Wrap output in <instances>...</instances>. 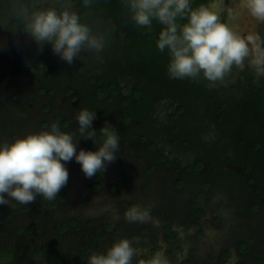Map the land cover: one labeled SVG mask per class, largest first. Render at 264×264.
<instances>
[{"label": "flooded vegetation", "instance_id": "af4514ba", "mask_svg": "<svg viewBox=\"0 0 264 264\" xmlns=\"http://www.w3.org/2000/svg\"><path fill=\"white\" fill-rule=\"evenodd\" d=\"M72 2L77 11H86L83 0ZM88 12L91 21L111 22L106 50L113 39L126 43L131 35H147L120 0H101ZM82 55L69 66L53 54L51 44L38 49L26 33L0 29V143L48 130L53 122L73 132L75 117L85 107L96 112L94 130L107 121L121 139L116 160L92 178L84 176L75 159L66 163L70 178L54 200L37 197L30 204L0 206V264H87L92 253L106 251L119 237L139 240L142 251L133 264L155 251H163L171 264H264V167L239 153L236 122L223 124L224 114L221 119L179 110L191 102L172 91L166 112L170 122L159 125L157 99L143 103L135 95L144 91L134 77L123 74L131 89L118 95L112 88L117 83L104 82L100 75L108 68L117 76L113 59L97 62L89 53ZM145 88L155 94L153 86ZM205 88L198 89L195 103L205 101ZM224 101L216 102L219 110L229 105ZM204 128L218 131L216 141L195 150ZM162 130L169 133L167 146L157 137ZM98 147L79 139L77 151ZM135 204L148 208L159 226L124 221V211Z\"/></svg>", "mask_w": 264, "mask_h": 264}, {"label": "clouds", "instance_id": "9594fccd", "mask_svg": "<svg viewBox=\"0 0 264 264\" xmlns=\"http://www.w3.org/2000/svg\"><path fill=\"white\" fill-rule=\"evenodd\" d=\"M101 0H83L76 10L72 0H5L0 8V29L26 33L38 49L51 44L53 54L67 65L89 53L97 61L109 44L114 31L111 22L91 21L88 10ZM130 20L148 31L154 22L160 25L156 47L167 50V74L176 80H206L211 90L227 87L247 68L257 81L264 77V0H120ZM235 70V72H234ZM231 78V79H230ZM73 132L58 123L0 143V206L34 203L37 197L54 200L69 181L66 163L73 159L86 178L104 172L120 151L117 128L105 121L93 129L96 112L81 108ZM79 139L98 144L96 151L81 148ZM113 219L121 215L112 207ZM127 223L159 226L149 209L138 204L123 213ZM139 240L117 238L104 252H94L87 264H133L142 251ZM136 264H171L163 251H155Z\"/></svg>", "mask_w": 264, "mask_h": 264}, {"label": "trees", "instance_id": "16d2710c", "mask_svg": "<svg viewBox=\"0 0 264 264\" xmlns=\"http://www.w3.org/2000/svg\"><path fill=\"white\" fill-rule=\"evenodd\" d=\"M195 2L200 3L203 0H195ZM159 31L160 25L155 29L153 27L151 31L144 28L143 32L147 34L146 36L136 38L137 34L131 35L125 41L126 43L113 39L112 45L108 50L105 49L102 57L105 59V56H107V58L113 59V68L117 72V76H112L109 73L114 71L105 68L109 73H100L102 80L111 82V84L117 83L115 86L112 85L113 91L118 95H123V91L117 82V77L121 73L122 75L130 74L131 77H134L132 81L135 82L136 86L141 84V91L144 92H135V95L141 96V101L145 104L148 99H157L154 102H158L163 97L169 98L172 96L170 92L174 91L173 95L176 94L177 99L182 98L184 100L189 98L187 100L191 102L185 101L184 104L180 105L179 110L184 109L187 113L194 116L197 114L204 116L218 114V118L221 119L224 114L223 124H229L230 121L231 123L236 122V126L240 130L239 140L242 143H240L239 153L251 158L252 161L261 163L262 167H264V77L257 81L253 73L250 74L244 70L236 80L241 88L239 94L232 92L231 87L237 85L236 82L229 83L227 87H217L216 90L218 92L216 94H212L214 89L212 91V89L209 90L206 87L205 90L207 89L209 94L205 91L204 97L207 98L197 104L195 100L193 101V99L198 97L196 92L198 89H203L207 81L195 82L189 79L176 80L169 77L167 74V64L169 62L167 50L161 53L156 47ZM132 38L134 40H130ZM94 73L99 74L96 70ZM145 86H153L155 94L150 90L146 91ZM168 93L169 96H166ZM229 93L235 95L229 96L227 101L225 99L224 102L229 103L226 109L219 110L220 107L217 106L216 102ZM212 97L215 99L211 100Z\"/></svg>", "mask_w": 264, "mask_h": 264}, {"label": "rangeland", "instance_id": "374dc122", "mask_svg": "<svg viewBox=\"0 0 264 264\" xmlns=\"http://www.w3.org/2000/svg\"><path fill=\"white\" fill-rule=\"evenodd\" d=\"M90 56H91L92 59L96 60L91 54H90ZM83 59H84V57L82 58V60ZM102 61H103V58H102V60H99L97 62H102ZM98 70H100V69H98ZM98 70L96 72L100 73V71H98ZM245 71H247L250 74L253 73L251 71V69L247 68V66L245 68ZM234 72H235V70H234ZM239 74L235 76V82H237L236 80H237V77L239 76ZM117 82L120 85L123 93H128L130 91L131 85H130L129 82H127V78L124 75H122V73L117 77ZM240 91H241V88L238 85H237L235 90H232V92L235 93V94H239ZM233 93L226 94L223 98L228 100L229 96L235 95ZM172 101H173V98H170V102H172ZM172 103L171 104L168 103V98H165L163 100H159L158 102H156V105L158 106L157 107L158 111H156V113L159 114V116L157 118V122H158L159 125H168L169 124L170 120L166 117V112L168 110L169 111L171 110ZM206 120L207 121H212V123L214 124V121H213L212 118H208ZM203 121H204V119L202 118L201 122H203ZM168 134H169L168 132L162 130L161 134L159 136L156 135L157 137H159L158 140H159V143L161 144V146L169 145V142L166 141V139L169 136ZM199 134H200L202 140H201L200 144L198 143V144L193 146V148L195 150H203V147L205 145H209V143L215 142L216 138H217V135H218V131H216L215 128L213 130H207V129L204 128V129H201L199 131ZM176 136H177V138H180L178 135H176Z\"/></svg>", "mask_w": 264, "mask_h": 264}]
</instances>
